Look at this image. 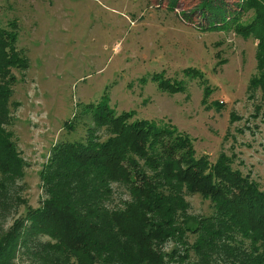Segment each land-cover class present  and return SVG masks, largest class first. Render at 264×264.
Here are the masks:
<instances>
[{
    "label": "rangeland",
    "instance_id": "1",
    "mask_svg": "<svg viewBox=\"0 0 264 264\" xmlns=\"http://www.w3.org/2000/svg\"><path fill=\"white\" fill-rule=\"evenodd\" d=\"M198 3L179 0L171 9L170 0H0V26L17 33L18 50L29 60L27 69L14 70L13 101L19 106L8 127L26 175L8 186V195H0L2 206L9 202L0 211V230L7 231L24 211L17 197L34 208L41 204L39 173L53 146L85 141L95 128L89 106L102 101L118 114L135 111L134 119L174 127L193 139L198 157L215 163L226 154L234 170L264 190V99L261 90L254 98L249 92L258 72L257 41L234 30L200 29L202 21L193 14ZM255 8L249 6L242 22L249 23ZM184 11L192 21L185 20ZM159 76L174 92L160 87L154 79ZM96 135L109 136L104 129ZM117 190L118 199L126 200L125 190ZM187 200L193 215L214 212L199 194ZM46 242L43 238L36 243L40 247L25 252L60 259L53 249L43 250ZM30 262L27 254L16 260Z\"/></svg>",
    "mask_w": 264,
    "mask_h": 264
},
{
    "label": "trees",
    "instance_id": "2",
    "mask_svg": "<svg viewBox=\"0 0 264 264\" xmlns=\"http://www.w3.org/2000/svg\"><path fill=\"white\" fill-rule=\"evenodd\" d=\"M170 1L171 9L179 2ZM252 4L258 7L254 17L242 22ZM194 13L200 29L255 38L258 72L249 92L254 98L261 90L264 99V0H199ZM183 16L192 21L190 12ZM17 37L0 26V195L24 179L27 167L8 128L19 106L14 70L29 63ZM160 78L154 77L160 87L174 92ZM89 108L95 128L87 139L57 142L40 171L41 204L34 208L17 197L24 211L0 230V264H16L25 254L30 264H264V190L234 170L231 158L221 154L213 163L198 157L191 137L134 119L135 111L118 114L107 101ZM97 129L108 138L100 140ZM117 187L126 200L118 199ZM195 194L212 203L210 216L190 213L187 196ZM4 201L0 196V211L8 208ZM43 238V250L53 249L60 259L25 252Z\"/></svg>",
    "mask_w": 264,
    "mask_h": 264
}]
</instances>
